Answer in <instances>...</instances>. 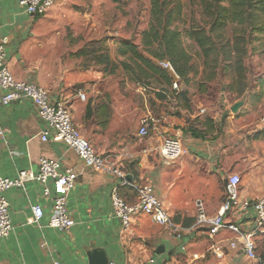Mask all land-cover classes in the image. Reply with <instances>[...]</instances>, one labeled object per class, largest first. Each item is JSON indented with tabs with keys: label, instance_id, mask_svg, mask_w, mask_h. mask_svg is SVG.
<instances>
[{
	"label": "rangeland",
	"instance_id": "374dc122",
	"mask_svg": "<svg viewBox=\"0 0 264 264\" xmlns=\"http://www.w3.org/2000/svg\"><path fill=\"white\" fill-rule=\"evenodd\" d=\"M153 1L55 0L40 16L45 20L39 30L36 66L48 88L67 93L76 128L93 147L90 135L105 148L125 145L124 135L132 143L145 145L137 129L148 110L179 116V105L191 115L203 107V118L214 120L213 139L229 136L225 142L240 150L248 141L254 156L256 151L264 153V12L246 5L243 21L228 22L222 10L229 7L228 0H156L162 15H170V21L160 15L161 20L177 33L189 69L178 83V105L168 98L158 104L157 94L172 95L169 83L142 72L133 53H119L127 43L151 58L148 52L156 45L145 46L142 35L155 25ZM240 101L237 112H231V106ZM195 119L187 121L192 125ZM179 157L161 160L175 165ZM176 177L179 182V174ZM175 190L179 192V184ZM175 199L179 206V193ZM171 215L179 221V213ZM198 232L200 237L191 240L192 246L182 254L183 264H264V232L256 239L260 261L230 249L217 258L208 250L205 229ZM192 252L199 253V258L193 260Z\"/></svg>",
	"mask_w": 264,
	"mask_h": 264
},
{
	"label": "crops",
	"instance_id": "0c3cea01",
	"mask_svg": "<svg viewBox=\"0 0 264 264\" xmlns=\"http://www.w3.org/2000/svg\"><path fill=\"white\" fill-rule=\"evenodd\" d=\"M44 20L26 13L17 0H0L4 65L16 79L35 82L46 88L51 99L63 98L68 102L65 90L48 88L36 66L39 30ZM179 113L173 116L179 127L175 126L171 133L179 137L183 153L175 165L161 160L157 137L139 138L147 143L139 145L124 135L125 145L105 148L95 137L88 136L97 152L125 170L126 176L129 174V183L151 184L165 209L179 213L178 222L186 227L194 220V200L202 199L209 214L216 212L224 194L222 178L230 173L240 176L243 196L254 200L264 195V153L256 151L254 156L248 141L244 147L249 149L240 150L225 142L229 136L213 139L214 120L203 118V107L191 115L179 105ZM188 117L196 118L192 125ZM0 124L4 129V138L0 139L1 177L13 178L21 169L35 168L41 156L56 158L63 167L77 173L67 198L74 224L67 231L47 225L52 196L44 197L37 182H26L24 189L11 187L3 192L12 229L7 236L0 237V264H89L87 254L93 249L102 251L108 262L117 264H146L151 257L155 264H183L182 247L189 250L191 240L200 237L199 229L188 230L178 239L167 227L155 224L143 214L135 216L131 225L123 229L113 214L110 195L114 187H119L126 202L136 203L138 198L131 184L84 166L63 142L42 141L44 122L29 100L0 105ZM150 142L154 145L148 146ZM178 184L179 192L175 190ZM178 193L179 206L175 203ZM32 204L43 209L39 225L29 221ZM240 222L246 224L245 219ZM159 246H163V252L157 251Z\"/></svg>",
	"mask_w": 264,
	"mask_h": 264
},
{
	"label": "built area",
	"instance_id": "2783aa9c",
	"mask_svg": "<svg viewBox=\"0 0 264 264\" xmlns=\"http://www.w3.org/2000/svg\"><path fill=\"white\" fill-rule=\"evenodd\" d=\"M23 10L34 17L43 16L53 6L55 0H17ZM160 68L171 77V96L166 97L176 103L179 93V76L168 60L158 62ZM83 97V95H81ZM29 100L37 115L44 122L40 132L42 141L63 142L81 159L84 166L107 174L118 176L123 184H131L138 201L130 204L119 193V187L111 191L113 214L123 229L131 225L139 214L147 215L155 224L167 227L175 238L181 239L188 230L205 229L208 250L217 258L225 255L226 249L234 250L249 260H259L256 255V239L264 232V195L251 200L241 194L240 176L230 173L224 179L223 199L214 214H209L202 199L194 202L195 215L189 227L176 221L165 209L153 186L148 183H129L126 172L112 163L107 156L98 153L88 139L82 136L72 121L68 102L63 98L51 99L45 87L28 80L16 79L4 65V50L0 45V105ZM157 101V100H156ZM158 104L160 103L157 101ZM165 103V101H164ZM202 113L203 110L201 109ZM175 115L167 110L156 113L147 111L137 129L139 138L157 137L158 154L163 161H173L183 153L182 144L172 129ZM4 138V129L0 124V139ZM77 173L63 167L60 160L41 156L35 168L21 169L13 178L0 176V237L7 236L12 229L9 205L3 192L11 187L25 188L26 182H37L44 197L52 196L51 213L47 225L51 228L67 231L74 224L67 209V198ZM30 223L40 224L43 209L39 204L30 206ZM246 220V224L240 222ZM183 250L188 249L183 246ZM199 253L192 252L191 258L198 259ZM260 261V260H259ZM108 264H117L109 261ZM146 264H155L153 257Z\"/></svg>",
	"mask_w": 264,
	"mask_h": 264
},
{
	"label": "trees",
	"instance_id": "16d2710c",
	"mask_svg": "<svg viewBox=\"0 0 264 264\" xmlns=\"http://www.w3.org/2000/svg\"><path fill=\"white\" fill-rule=\"evenodd\" d=\"M165 1V0H164ZM229 7H223L224 20L228 22H241L244 19V7L246 5H253L256 8H259L262 12H264V0H228ZM158 2L156 0L153 1L151 16L155 21V25L151 24L149 30L143 33V44L145 46H153L155 50L149 51V55L154 60H157L155 63L153 59L145 57L138 53L133 44L123 43L119 49L120 54L133 53L136 55L137 59L140 61L138 66L142 70V72L148 74H155L163 77L168 83L169 87L171 86L172 77L160 66L158 62L161 60H168L173 66L175 72L179 76V83L181 77H184L188 74L187 67V56L184 51H182L178 44V35L176 32L171 31L167 27L163 25L162 19H166L170 21V15H162V10L158 7ZM161 15V16H160ZM166 92H162V94H157L159 98L155 97V100L160 103H164L167 99ZM182 95V94H181ZM179 93L176 97V103L178 105ZM187 108L188 104L185 105ZM88 108V107H87ZM210 120V119H209Z\"/></svg>",
	"mask_w": 264,
	"mask_h": 264
},
{
	"label": "water",
	"instance_id": "95a60500",
	"mask_svg": "<svg viewBox=\"0 0 264 264\" xmlns=\"http://www.w3.org/2000/svg\"><path fill=\"white\" fill-rule=\"evenodd\" d=\"M242 101L234 103L230 110L233 113H236L238 108L242 105ZM126 179H129V174L126 176ZM158 252H163V246H159L157 248ZM88 258H89V264H108L107 257L102 251H99L97 249H93L90 252H88Z\"/></svg>",
	"mask_w": 264,
	"mask_h": 264
}]
</instances>
